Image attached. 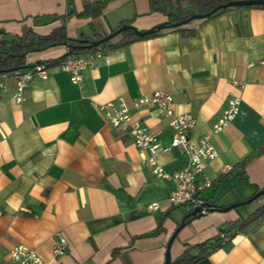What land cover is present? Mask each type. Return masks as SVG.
Segmentation results:
<instances>
[{
    "label": "crops",
    "instance_id": "obj_1",
    "mask_svg": "<svg viewBox=\"0 0 264 264\" xmlns=\"http://www.w3.org/2000/svg\"><path fill=\"white\" fill-rule=\"evenodd\" d=\"M96 1L0 0V32L9 38L31 25L47 33L61 23L54 18L71 14L68 36L96 39L123 22L145 30L168 20L149 0H111L97 16L77 14ZM178 27L101 51L80 84L59 63L50 64L47 77L32 78L22 102L14 97L15 73L7 74L0 88V264H17L10 257L16 245L37 249L44 264H164L167 243L189 208L170 205L175 180L153 175L132 137L108 123L100 105L111 100L131 103L161 90L173 96L176 112L196 118L192 137L210 135L218 152L206 169L213 185L201 193L208 203L222 208L264 188V9L233 8ZM66 53L68 46L59 44L29 53L27 62ZM233 96L241 99L239 112L214 132ZM133 112L170 147L158 156L166 172L185 167L188 158L171 147L173 132L160 110ZM258 200L259 208L264 197ZM258 208L191 218L172 240V260ZM61 234L68 248L55 254ZM195 264H264V215Z\"/></svg>",
    "mask_w": 264,
    "mask_h": 264
},
{
    "label": "built area",
    "instance_id": "obj_2",
    "mask_svg": "<svg viewBox=\"0 0 264 264\" xmlns=\"http://www.w3.org/2000/svg\"><path fill=\"white\" fill-rule=\"evenodd\" d=\"M101 51H89L76 57H70L58 65L67 71L70 79L75 84H80L83 80L84 70H87L94 59L101 56ZM264 63V60L261 61ZM50 64L36 62L33 65L14 71L16 81V91L14 97L16 101L25 100L26 89L33 77H47ZM7 74L0 75V88L5 89ZM240 97H230L227 107L219 115L213 126L214 132H219L234 118L239 112ZM174 99L170 93L156 90L149 95L135 97L131 103L124 99L111 100L100 105V110L108 123L120 129L123 133L132 137L135 145L142 153L146 154V162L151 167L153 175L158 178H173L176 183L175 189L171 192L168 202L172 206H186L193 209L201 206V212L208 211V202L201 197V193L213 185L212 179L206 173L208 161L214 159L218 152L211 141L210 135L199 138L192 137V131L196 124V118L188 113H178L173 106ZM144 107H156L161 114L166 117L173 132L171 147L177 148L181 153L186 154L188 161L185 167L170 175L159 162L158 156L163 151L169 149L162 145L160 138L152 131L146 122L138 117L133 110ZM232 166L225 165L224 170H231ZM158 203H151L150 209H156ZM221 241L225 243L230 236L225 232H219ZM53 253H64L68 248L67 238L61 234L52 245ZM10 257L17 264H44L43 258L37 249L25 245H16L10 250Z\"/></svg>",
    "mask_w": 264,
    "mask_h": 264
},
{
    "label": "trees",
    "instance_id": "obj_3",
    "mask_svg": "<svg viewBox=\"0 0 264 264\" xmlns=\"http://www.w3.org/2000/svg\"><path fill=\"white\" fill-rule=\"evenodd\" d=\"M111 0H98L93 3H86L85 8L81 13H77L81 16H97L102 13L107 4ZM231 0H149V4L151 10H160L163 11L167 16L168 20L167 24L178 22L182 19L190 17L193 13H207L212 11L217 5L221 3H226ZM173 4L176 5L177 11L173 10ZM95 5V8H93ZM185 7H192V10H185ZM249 7H261L264 9V5H254V6H243V7H228L222 8L211 15L202 18V19H210L215 17L221 13L227 12L233 8H249ZM68 15L57 16L54 19H59L61 23L58 26H55L51 31L47 33L38 32L31 25H23L21 30L18 33L12 34L9 38H3L2 33L0 32V75L2 74H11L14 71L13 69H22L28 66H31L27 62V56L29 53L34 51H41L47 49L49 47L65 44L68 46V53L65 55L56 58V60H49L45 63L55 64L60 63L70 57H76L82 53L89 51H104V50H112L121 48L126 46L136 40H141L153 36H157L165 29H172L173 27L167 26L165 28H161L156 30L154 33L146 35V36H138L133 29L121 30L118 34L110 38L109 40L103 42L98 46L90 47L91 43L94 40L101 39L107 35H97L96 39H90L89 37L81 36L77 38H71L68 36L67 31V17ZM193 21V20H192ZM191 22V21H190ZM123 25H131L130 23L123 22ZM118 27V28H119ZM179 28V27H178ZM190 34L193 33L191 29H185ZM16 71V70H15ZM259 190V189H258ZM191 209L189 208V213L185 218V222L189 221L191 218L200 215L199 213L196 215L190 214ZM264 215V204L258 208V210L251 214L249 217H240L236 221L229 223L228 227L222 229L220 232H225L227 235L231 237V233L236 229L243 228L247 223L253 219L260 218ZM223 245L219 234L217 237L213 239H209L202 243L195 245L196 250L193 252L189 247L183 251L181 255L172 260L171 264H195L203 257L208 255L210 252L215 250L216 248Z\"/></svg>",
    "mask_w": 264,
    "mask_h": 264
},
{
    "label": "water",
    "instance_id": "obj_4",
    "mask_svg": "<svg viewBox=\"0 0 264 264\" xmlns=\"http://www.w3.org/2000/svg\"><path fill=\"white\" fill-rule=\"evenodd\" d=\"M254 5H264V0H231V1H228L226 3H221V4L217 5L210 12H207V13H193L190 17H187L185 19H182V20H180L178 22L171 23V24L161 23V24L156 25L155 27H152L150 29H145V30L136 29V27H134L132 25H123V26H121V27H119L117 29H114V31H112L111 33H109L107 36H105V37H103L101 39H98V40H94L91 43L90 47L98 46V45L102 44L103 42L109 40L110 38H112L113 36H115L116 34H118L119 32H121V30H126V29H129L130 28V29H133L138 36L143 37V36H146V35H149V34L154 33L156 30H159L161 28L163 29V28H165L167 26H170V27H178V26H182L184 24H188L192 20L205 18V17L211 15L212 13H214L215 11H217L219 9H222V8L254 6ZM15 70L17 71V70H20V69H13L11 71H15ZM263 194H264V188H261L252 197H249V199H247L246 201H244V202H236V203H233L231 205H228V206H225V207H222V208L221 207H218L216 204L208 203L207 204L208 205V210H210V211H214V210L228 211V210H230L232 208H235L237 206H240L241 204L252 202L253 200L257 199V197H260ZM201 209H202L201 206H197V207L191 209V213L190 214L196 215V214L199 213L201 215V214H203V212H201ZM184 225H185V221H183L179 225V227H177V229L174 231V233L171 235V238L169 239V241L167 243V250H166V254H165L166 255V260H165L164 264H171L172 258H171L170 249H171V245L173 243L172 240L175 239L178 231Z\"/></svg>",
    "mask_w": 264,
    "mask_h": 264
},
{
    "label": "rangeland",
    "instance_id": "obj_5",
    "mask_svg": "<svg viewBox=\"0 0 264 264\" xmlns=\"http://www.w3.org/2000/svg\"><path fill=\"white\" fill-rule=\"evenodd\" d=\"M252 197V196H251ZM262 197H264V194L263 195H261L260 197H257V199H255V200H253L252 202H249V203H246V204H244V205H242V206H237V207H235L236 209H240L241 207H245V209H247L249 212L250 211H254V210H256L257 208H258V206H259V201L260 200H258V199H261ZM181 207V210H183V211H186V207H184V206H180ZM233 209V208H232Z\"/></svg>",
    "mask_w": 264,
    "mask_h": 264
}]
</instances>
